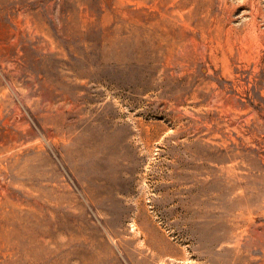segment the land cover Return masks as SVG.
<instances>
[{
  "label": "rangeland",
  "instance_id": "obj_1",
  "mask_svg": "<svg viewBox=\"0 0 264 264\" xmlns=\"http://www.w3.org/2000/svg\"><path fill=\"white\" fill-rule=\"evenodd\" d=\"M0 264H264V0H0Z\"/></svg>",
  "mask_w": 264,
  "mask_h": 264
}]
</instances>
